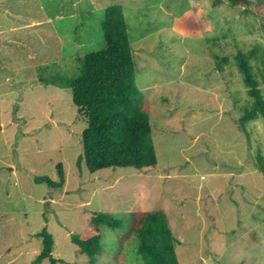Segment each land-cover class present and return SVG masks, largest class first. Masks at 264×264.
I'll list each match as a JSON object with an SVG mask.
<instances>
[{
	"label": "rangeland",
	"instance_id": "rangeland-1",
	"mask_svg": "<svg viewBox=\"0 0 264 264\" xmlns=\"http://www.w3.org/2000/svg\"><path fill=\"white\" fill-rule=\"evenodd\" d=\"M111 5L123 9L153 126L158 165L145 172L90 173L77 164L88 122L61 83L79 76L86 54L105 48L101 22ZM5 12L0 264H34L44 228L54 235L56 258L90 264L71 235L89 233L94 212L124 223L101 228L97 264H143L129 224L135 213L153 210L167 213L180 264H264V173L257 166L264 118L247 125L249 137L240 130L253 99L235 62L247 55L264 97V9L260 15L256 6L223 0H1ZM59 163L62 189L35 183L40 176L59 181Z\"/></svg>",
	"mask_w": 264,
	"mask_h": 264
},
{
	"label": "trees",
	"instance_id": "trees-1",
	"mask_svg": "<svg viewBox=\"0 0 264 264\" xmlns=\"http://www.w3.org/2000/svg\"><path fill=\"white\" fill-rule=\"evenodd\" d=\"M221 1L216 0V3ZM223 1L245 9L256 6L260 15L264 9L258 6L260 0ZM101 28L105 48L86 54L81 60L79 76L61 83L64 88L72 90L73 104L78 114L88 122L82 132L83 152L77 164L81 169L84 163L90 173L109 168H134L145 172L157 167L158 158L151 118L142 109L144 98L136 83V57L120 5H111L105 10ZM222 62L229 64L230 60L224 58ZM235 62L253 99L251 107L239 119L240 130L249 137L247 125L264 118V97L247 55L238 53ZM221 64H218L220 70ZM258 161L257 166L264 173L263 157L259 156ZM57 172L59 181L40 176L35 178V183L45 184L51 189H62L66 181L62 163L58 164ZM90 223L93 229L89 233L72 234L71 241L81 254L89 257L90 264H97L104 251L101 228L120 230L124 223L112 214L103 212H94ZM128 234V237L138 239L137 253L143 264H180L176 253L177 241L164 210L135 213ZM38 236L42 238V250L34 264H71L54 256L55 238L47 228ZM123 240L120 238V243ZM254 243L258 241L251 244Z\"/></svg>",
	"mask_w": 264,
	"mask_h": 264
},
{
	"label": "crops",
	"instance_id": "crops-1",
	"mask_svg": "<svg viewBox=\"0 0 264 264\" xmlns=\"http://www.w3.org/2000/svg\"><path fill=\"white\" fill-rule=\"evenodd\" d=\"M1 1V0H0ZM11 17V16H10ZM0 18H3L4 20H6L7 22H9V15H8V12H5V13H2V14H0ZM10 28H12V27H10ZM14 30H17L16 28H14ZM12 31H13V29H12ZM6 31H5V28H1L0 27V35H4V33H5ZM1 37V36H0ZM4 42H6V41H4ZM1 46H3V44L1 45ZM64 88V87H63ZM66 89H68V88H66ZM179 241V240H178ZM179 242H181V241H179Z\"/></svg>",
	"mask_w": 264,
	"mask_h": 264
}]
</instances>
